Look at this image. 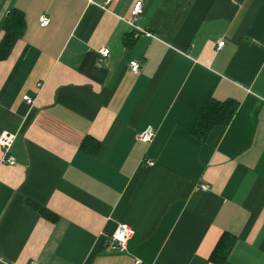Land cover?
Masks as SVG:
<instances>
[{"label":"crops","instance_id":"1","mask_svg":"<svg viewBox=\"0 0 264 264\" xmlns=\"http://www.w3.org/2000/svg\"><path fill=\"white\" fill-rule=\"evenodd\" d=\"M11 10L0 264H214L225 235L222 264H264V0H0V42ZM210 98L237 108L200 140Z\"/></svg>","mask_w":264,"mask_h":264},{"label":"trees","instance_id":"2","mask_svg":"<svg viewBox=\"0 0 264 264\" xmlns=\"http://www.w3.org/2000/svg\"><path fill=\"white\" fill-rule=\"evenodd\" d=\"M24 27L25 22L22 13L17 10H11L3 24L4 36L0 42V58L8 55L14 42L21 37ZM236 108L237 102L233 100L220 102L210 98L203 107L192 129L193 135L200 140H204L214 125L228 124ZM225 237H221L210 255V260L214 264H222L229 253L232 243L230 238Z\"/></svg>","mask_w":264,"mask_h":264},{"label":"built area","instance_id":"3","mask_svg":"<svg viewBox=\"0 0 264 264\" xmlns=\"http://www.w3.org/2000/svg\"><path fill=\"white\" fill-rule=\"evenodd\" d=\"M108 1L109 0H106V2ZM141 12H142V2L137 1L132 7L131 14L133 17H136L139 14H141ZM39 23L41 26H45L49 23V18L45 14H42L39 16ZM222 45H223V41L218 40L217 41L218 48H220ZM98 54H99V61H103V59L109 55V49L107 47H102L98 49ZM129 67L131 72L136 73L139 71L140 63L136 60H131L129 62ZM22 98L28 104L33 103L34 98L28 94L23 95ZM154 134H155L154 128L152 126H146L143 130H141L137 134V138L143 142H149L152 140ZM12 140H13V135L11 133L5 131L0 133V147L3 154V161L8 163L9 165H13L15 163L14 157L9 152ZM148 164L152 165L153 161L149 160ZM201 188L203 190H206L208 189V185L203 184L201 185ZM132 234H133V230L128 225L120 224L115 230V232L111 235L109 239L110 244L113 247H117L121 250H124L126 248V242L131 237Z\"/></svg>","mask_w":264,"mask_h":264}]
</instances>
